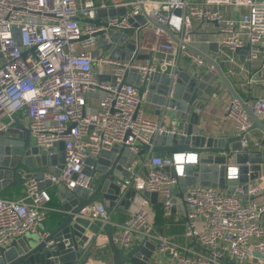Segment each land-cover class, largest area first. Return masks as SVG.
I'll return each instance as SVG.
<instances>
[{
  "label": "built area",
  "instance_id": "2783aa9c",
  "mask_svg": "<svg viewBox=\"0 0 264 264\" xmlns=\"http://www.w3.org/2000/svg\"><path fill=\"white\" fill-rule=\"evenodd\" d=\"M111 9L121 12L110 15ZM233 9L243 11L235 16ZM100 11L107 13L99 15ZM144 14L158 25L149 20L141 23L138 17ZM206 26H211L213 35ZM129 28H134L133 35L119 44L111 41L114 32ZM200 33H209L210 41L218 43L215 60L227 69L229 79H246L249 87L264 82L260 76L264 69V0H0V120L23 113L39 151L50 155L62 142L65 156L59 175L30 176L25 179L23 197H0V250L44 224L51 210L48 185L70 190L90 187L104 173L94 162L87 174L86 160L118 146L129 147L134 156L131 175L121 184L113 208L95 200L83 209L98 229L88 232L81 243L83 253L76 264H89L93 247H109V225L120 248L155 243L157 264H226V259L236 264H264V176L250 181L247 192L243 186L230 193L195 184L179 197L184 166L197 163V154L148 151L144 160L138 155L141 145L153 146L158 136L181 131L170 119L146 116L139 91L126 82V73L134 70L147 82L153 73L167 74L168 97L183 70L218 76L216 67L191 49ZM101 40L119 55L127 51L129 41L136 48L130 59L114 58L99 45ZM244 48L242 62L237 50ZM90 93L103 94L94 109L88 102ZM247 103L264 124V97L249 98ZM225 111L234 121L243 150L251 153L253 147L262 148L251 137L253 122L236 98H231ZM11 120L0 131L11 126ZM118 165L112 162L108 170ZM228 167L226 178L239 179V167ZM131 191L134 194L124 210L122 201ZM145 192L158 194L157 202L167 218L181 205L186 244L158 231L156 210ZM118 210L126 213L124 221L113 219ZM48 235L45 230L41 237Z\"/></svg>",
  "mask_w": 264,
  "mask_h": 264
},
{
  "label": "water",
  "instance_id": "95a60500",
  "mask_svg": "<svg viewBox=\"0 0 264 264\" xmlns=\"http://www.w3.org/2000/svg\"><path fill=\"white\" fill-rule=\"evenodd\" d=\"M118 12L121 11L111 9L108 13L114 15ZM106 13L100 11L99 15ZM138 19L141 23L149 20L154 25H158L145 14ZM133 33L134 28H129L124 33L114 32L111 41L119 44ZM14 34L21 46L19 30L15 29ZM99 45L104 46L112 57L122 59H130L131 52L136 48L135 43L129 41L125 45L127 51L119 55L112 45H107L102 40ZM191 49L213 64L218 76H214L211 72L198 76L183 70L179 74V80L171 97H168L170 78L167 74L153 73L148 82L142 81L140 75L134 70L128 71L125 75L126 82L138 89L141 98L155 104L158 112L172 119L181 131L178 135L168 133L158 136L153 140V146L141 145L139 158L144 160L148 151L172 155L193 150L198 156V161L184 166V176L179 180V197H184L188 187L195 184L227 189L230 193H234L238 186H243L244 191L247 192L249 182L260 176L262 170L260 154L243 151L238 137L232 139L235 144L233 150L229 151L222 139L206 135L201 128L205 103L209 102L210 96L216 91V88L210 84L212 79L219 78L231 95L242 104L253 122L251 129H260L264 132V124L249 109L247 103L249 99H243L238 94L229 77L215 60L218 43L210 41V34L203 33ZM208 51L212 55H209ZM237 52L240 54L241 61L244 62L246 48L238 49ZM102 95V93L89 94L90 97H102ZM63 149L64 144L61 142L51 150L52 154L41 153L33 144L27 127L17 123L15 127L4 128L0 131V181L4 185L24 184L25 179L30 176L42 179L44 172L59 175L65 162ZM133 161L134 156L130 148L118 146L111 151H102L95 159H87V174L91 173L89 165L96 162L97 170L104 173L101 179L98 182H92L88 188L78 186L70 190L61 185L58 189L61 208L58 210L60 215L56 221V227L48 229L44 222L45 229L49 232L48 236L43 238L41 234H31L13 241L7 248L0 250V264H76L83 253L81 243L86 240L88 232H95L98 229L97 223L87 217L88 212L82 213L83 209L97 199L104 200L108 208H113L115 201L119 198L121 184L131 175L130 168ZM231 161L240 165L239 179L226 178ZM112 162H119V165L108 170ZM170 169L165 167L166 171ZM133 194V191L126 194L122 201V209H127L129 198ZM145 196L150 197L152 202H157L156 192H145ZM107 233L111 264H148L152 258L155 243H148L146 246L137 245L126 250L114 243L111 225L108 226ZM255 255L258 256L259 253L256 252ZM88 257L83 260V263L87 262ZM225 262L236 264L230 259H226Z\"/></svg>",
  "mask_w": 264,
  "mask_h": 264
},
{
  "label": "crops",
  "instance_id": "0c3cea01",
  "mask_svg": "<svg viewBox=\"0 0 264 264\" xmlns=\"http://www.w3.org/2000/svg\"><path fill=\"white\" fill-rule=\"evenodd\" d=\"M202 1V0H197ZM243 9H233V14L235 16H238ZM211 26H206L205 29H209L210 32H212ZM214 32H212L213 35ZM203 33H200L198 36L199 39ZM209 55H212L210 51H208ZM147 54H142V57L146 56ZM224 73H227V69L225 67H222ZM227 75V74H226ZM260 76L264 78V69L260 72ZM231 82L233 83L236 91L243 99H253L257 96H263L264 97V82L263 83H257L251 85V87L248 86L246 79H239L238 81L231 79ZM215 88L216 91L210 96L209 102L205 103V107L203 109L202 113V124L201 128L204 131V133L208 136H213L216 139H222L224 143H226V148L229 151L233 150L234 142H232V139L236 138L235 134V125L234 121L227 118L225 107L230 102L231 98L233 97L231 93L228 91V89L225 87L224 84H222L221 80L218 81V79H212L211 83ZM241 84H245L247 89H244L241 87ZM159 85L160 82H159ZM89 105L91 107L96 108L98 106V97H91L89 100ZM141 107L144 109L146 116L156 119V120H162L170 119L169 117H164L162 113L158 112L157 106L151 102L145 101V99H142ZM12 119V120H11ZM10 118H4L0 120V126L8 123L11 120L10 125L12 127L17 126V123H21L25 127L28 125V121L26 116L19 112L15 113L13 117ZM171 122L175 123L172 119H170ZM250 135L253 139L259 141L262 143V148L253 147L251 153H258L261 156V163H262V170L260 171V176H264V132L260 129H252L250 132ZM239 139V138H238ZM240 141V139H239ZM244 151V150H243ZM60 152V151H58ZM188 152H194L188 151ZM162 155H167L166 153L156 152ZM230 166H238L239 164L230 162ZM47 189L49 190L52 200L50 203L51 210L49 211V214L45 220V223L47 225L48 229H54L56 227V221L59 218L60 211H58L61 208V199L59 196V191L57 186H51L48 185ZM178 191V189H177ZM24 195V184H18V183H8V184H2L0 181V197L6 198V199H20ZM99 200V199H97ZM104 201V200H101ZM153 206L156 210V205H161L160 202H153ZM181 212L182 208L181 205H178L177 209L173 211L174 215L170 216L168 219V223L164 228L161 226H158L156 221V226L159 232H162L166 236L172 238L175 242H177L180 245H184L187 243V239L184 237V225L185 222L183 219H181ZM112 217L115 221H124L126 217V213L122 210H118L112 214ZM157 220V219H156ZM264 221V219H263ZM45 223L38 226L35 233H32L33 235L42 234L45 229ZM31 235V234H30ZM27 236H29L27 234ZM104 248V247H103ZM99 246L93 247L91 254L92 256L89 258L88 263L89 264H97L98 263V254H101L100 252L103 251ZM159 258V257H158ZM111 261V259H110ZM157 256L153 255L148 264H157Z\"/></svg>",
  "mask_w": 264,
  "mask_h": 264
},
{
  "label": "rangeland",
  "instance_id": "374dc122",
  "mask_svg": "<svg viewBox=\"0 0 264 264\" xmlns=\"http://www.w3.org/2000/svg\"><path fill=\"white\" fill-rule=\"evenodd\" d=\"M241 87L243 88V90L244 89H247L246 88V85L245 84H241ZM29 236H30V234H28ZM103 247H105V248H103ZM103 247H101V249H103V251H101V249H100V253L101 254H98L97 256H98V263H102V262H108V264H111V261H110V259H111V256H110V254H109V250H108V246H103ZM92 256V255H91Z\"/></svg>",
  "mask_w": 264,
  "mask_h": 264
},
{
  "label": "trees",
  "instance_id": "16d2710c",
  "mask_svg": "<svg viewBox=\"0 0 264 264\" xmlns=\"http://www.w3.org/2000/svg\"><path fill=\"white\" fill-rule=\"evenodd\" d=\"M156 219L158 226H161L162 228H164L168 223V219L165 218L163 208L160 205H156Z\"/></svg>",
  "mask_w": 264,
  "mask_h": 264
},
{
  "label": "bare ground",
  "instance_id": "6f19581e",
  "mask_svg": "<svg viewBox=\"0 0 264 264\" xmlns=\"http://www.w3.org/2000/svg\"><path fill=\"white\" fill-rule=\"evenodd\" d=\"M179 159H182L181 157H179Z\"/></svg>",
  "mask_w": 264,
  "mask_h": 264
}]
</instances>
